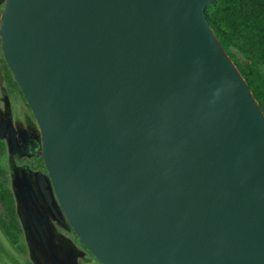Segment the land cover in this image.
Segmentation results:
<instances>
[{"label":"water","instance_id":"water-1","mask_svg":"<svg viewBox=\"0 0 264 264\" xmlns=\"http://www.w3.org/2000/svg\"><path fill=\"white\" fill-rule=\"evenodd\" d=\"M211 1L5 0L4 58L101 264H264V113ZM39 226L32 264H79Z\"/></svg>","mask_w":264,"mask_h":264},{"label":"flooded vegetation","instance_id":"flooded-vegetation-1","mask_svg":"<svg viewBox=\"0 0 264 264\" xmlns=\"http://www.w3.org/2000/svg\"><path fill=\"white\" fill-rule=\"evenodd\" d=\"M4 5L5 0H0V22ZM41 147L40 128L7 65L0 37V222L8 223L4 217V199L10 197L20 230L15 233L20 237L26 253L22 254L17 246H12L21 255H26L25 264L31 263L26 230L39 235L37 227L42 222L50 225L48 234L73 246L79 264H101L69 225L39 154ZM8 228L13 234L11 229H15ZM0 231L4 235L1 227Z\"/></svg>","mask_w":264,"mask_h":264},{"label":"trees","instance_id":"trees-1","mask_svg":"<svg viewBox=\"0 0 264 264\" xmlns=\"http://www.w3.org/2000/svg\"><path fill=\"white\" fill-rule=\"evenodd\" d=\"M205 13L264 113V0H212ZM4 217L8 223L0 222V227L5 238L25 254V247L15 233L20 230L10 197L4 199ZM8 227L15 229H11L13 234Z\"/></svg>","mask_w":264,"mask_h":264},{"label":"rangeland","instance_id":"rangeland-1","mask_svg":"<svg viewBox=\"0 0 264 264\" xmlns=\"http://www.w3.org/2000/svg\"><path fill=\"white\" fill-rule=\"evenodd\" d=\"M26 255H21L0 231V264H25Z\"/></svg>","mask_w":264,"mask_h":264}]
</instances>
